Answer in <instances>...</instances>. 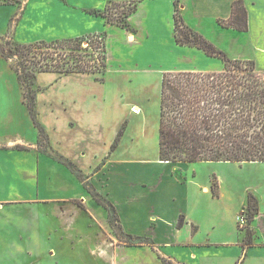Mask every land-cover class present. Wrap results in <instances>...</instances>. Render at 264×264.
Wrapping results in <instances>:
<instances>
[{
  "label": "crops",
  "instance_id": "obj_1",
  "mask_svg": "<svg viewBox=\"0 0 264 264\" xmlns=\"http://www.w3.org/2000/svg\"><path fill=\"white\" fill-rule=\"evenodd\" d=\"M175 1L24 0L22 8L14 3L0 2V37L9 35L7 38L14 41L23 32L28 43L34 44L106 33L107 69L125 76L144 74L150 84L158 83L159 87L166 73L222 71L224 63L220 58L210 57L196 47L177 44ZM235 1L238 0H179V10L188 27L202 34L229 58L254 61L258 72L264 75V0H242L248 12L247 32L225 28L219 23V20L231 17ZM132 2L137 3L138 8L127 18L130 29L88 13L104 11L114 3ZM106 73L99 78H104ZM79 75L97 78L92 74L58 76ZM133 108L139 109L136 105ZM2 141L0 218L20 223L19 212V217H15L14 211L22 205L32 208L33 212L29 210V214L34 216L39 212L38 206H45L44 226L39 224V230L37 224L31 225L30 230L34 239L43 235L44 242L40 247L46 251L58 253L57 246L77 226V241L82 243L94 238L90 249L107 264H124L125 257L119 256V251H138L144 258L143 264H264V175L257 186L248 187L247 198L245 195L241 201H235L234 197H227L224 186L220 187V196L215 197L212 181L207 177L199 180L195 169L188 171V163L162 162L160 158L134 161L112 153L100 168L94 146L88 149L92 153V165L83 173L87 175V182L114 205L119 228L129 238L122 246L113 248L101 239L102 227L105 235L112 230L109 213L93 199L80 179L74 181L77 180L74 174H69L67 168H59L56 171L64 180L43 183L40 175L44 159L38 143L18 138L5 140L4 144ZM64 154L71 158L70 153ZM88 155L80 151L77 154L79 157ZM229 164L241 168L264 167V162ZM72 175L74 180H71ZM220 183L222 185L223 181ZM250 194L257 200L259 209L251 224L247 213ZM239 215H244L248 221L244 229L239 225ZM48 216L54 221H48ZM181 219L183 223L179 226ZM70 222H75V226H69ZM248 229L253 232V243L249 246L245 245ZM131 237L149 238L153 245L130 246L127 242ZM183 237H187L186 240ZM27 252L30 254L31 249ZM184 252L187 257L178 255Z\"/></svg>",
  "mask_w": 264,
  "mask_h": 264
},
{
  "label": "rangeland",
  "instance_id": "obj_2",
  "mask_svg": "<svg viewBox=\"0 0 264 264\" xmlns=\"http://www.w3.org/2000/svg\"><path fill=\"white\" fill-rule=\"evenodd\" d=\"M1 1L14 3L18 8H22L24 4V0ZM130 7V4L120 7L112 6L108 15L116 20H122L125 17L124 13ZM22 33L15 38L14 42L29 44L28 37ZM11 36L12 34H10ZM7 37L9 38V35ZM7 37L1 38L6 40ZM97 43L95 46H98ZM88 46L89 42L83 44V47ZM96 77L95 79L91 75H79L60 78L55 74L40 75L38 82H35L33 86L37 96L35 119L25 104L24 91L18 80V74L0 54V140H3L2 144L10 138L38 143L40 130L36 123H39L40 127L44 128L50 143L49 146L52 150L48 148L49 153L53 152L50 155L40 151L41 157L44 159L40 175L43 183L64 180L56 170L67 167L59 163L56 159L58 155H64L63 158L71 161L86 173L85 171L92 165L90 157L92 153L88 149L94 146L99 156L100 165L98 166L106 163L112 153L119 155L122 159L134 161L142 158L145 160L159 158L162 83L159 87L158 83L150 84L144 74L125 76L110 69H107L104 80L99 79L102 75ZM135 105L138 106V110L132 109V106ZM46 145L43 144V150ZM79 151L87 152L88 157L77 156ZM128 151L134 154L129 153V155ZM65 152L70 153L71 158L65 156ZM229 163H188V171L195 169L198 179L201 181L206 177L210 179L212 190L214 187L218 190V196L215 197L220 196V187L224 186L229 199L234 197L235 201H241L242 197L246 195L248 187L257 186L259 178L264 175V167L245 166L241 168L236 164ZM68 170V173L71 174V170ZM74 179L75 176L72 175L71 180ZM74 181H78V178ZM220 181H223L222 185ZM23 206L14 211L15 217L20 216L19 219L22 220L20 223L15 222L14 224L13 220L10 222L6 218L5 220L0 218V264H107L97 254L92 253L90 248L93 237H91L93 239L82 243L77 241L75 222L69 223V226L74 224L73 230L70 231L66 228L70 232L68 231L69 234L67 232L68 237L57 246L58 253L53 250H44L40 247V244L44 242L43 235H38L34 239L33 231L30 228L31 225L37 224V228L40 230L39 224L44 226L46 218L42 214L47 209L43 205L38 206L39 212L34 216L31 212L29 214V210L32 208ZM30 219L32 220L31 224ZM51 219L54 221L51 216H48V221ZM62 223L63 221H60V224ZM56 226L58 228L59 224L57 223ZM101 229L103 231L101 239L108 241L113 245V248L122 246L129 240L120 230L118 222H115L112 230L106 228L110 231L106 235L104 228ZM7 232H12V234L9 235ZM29 235L31 236L30 240ZM183 238L186 240L187 237ZM29 248L31 249L30 254L27 252V250L30 251ZM108 253L113 255L112 251ZM118 254L125 257L124 264H140L144 260L138 251H119ZM178 255L188 256L185 252Z\"/></svg>",
  "mask_w": 264,
  "mask_h": 264
},
{
  "label": "trees",
  "instance_id": "obj_3",
  "mask_svg": "<svg viewBox=\"0 0 264 264\" xmlns=\"http://www.w3.org/2000/svg\"><path fill=\"white\" fill-rule=\"evenodd\" d=\"M175 3L177 44L196 47L210 57L220 58L224 69L220 72H170L164 75L159 126L160 161L264 162V75L258 72L254 61L229 58L202 34L188 27L180 14L179 0ZM124 5L126 4L114 3L104 11L93 10L88 13L105 18L108 23L130 29L127 18L136 12L137 3H130L131 7L124 13L122 20L108 15L112 6ZM219 23L225 28L247 32L248 12L244 1H235L231 17L228 20H219ZM106 37V33H101L78 39L41 41L34 44H19L0 37V54L18 74L25 104L35 119L36 92L33 86L38 75H104L107 72ZM85 42H89L88 47H83ZM96 42L98 46H95ZM36 125L40 130L39 151L50 154V143L44 128L39 123ZM43 144H47L44 150ZM18 148L25 150L24 147ZM56 159L70 169L83 182L93 199L108 211L110 225L114 227L115 222L119 221L114 205L87 182V176L71 161L60 155ZM213 193L218 196L216 187ZM258 212V202L250 194L247 210L250 224ZM182 223L183 219L179 226ZM246 232L245 245L249 246L253 243V232L250 229ZM131 241L127 242L130 246L153 245L151 239L144 237H131Z\"/></svg>",
  "mask_w": 264,
  "mask_h": 264
},
{
  "label": "built area",
  "instance_id": "obj_4",
  "mask_svg": "<svg viewBox=\"0 0 264 264\" xmlns=\"http://www.w3.org/2000/svg\"><path fill=\"white\" fill-rule=\"evenodd\" d=\"M238 222H239L240 227H243V228L246 227L248 224V221L244 217V215L238 217Z\"/></svg>",
  "mask_w": 264,
  "mask_h": 264
}]
</instances>
